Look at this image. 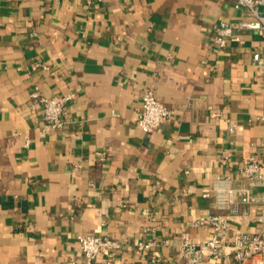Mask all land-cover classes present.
Segmentation results:
<instances>
[{"label":"crops","instance_id":"crops-1","mask_svg":"<svg viewBox=\"0 0 264 264\" xmlns=\"http://www.w3.org/2000/svg\"><path fill=\"white\" fill-rule=\"evenodd\" d=\"M233 3L0 0V264H85L78 234L121 241L111 264H187L181 234L205 240L189 223L223 211L217 177L264 191L239 171L264 162V36L235 30L213 51L215 25L244 17ZM34 86L74 92L60 128L41 132ZM145 89L173 110L149 133ZM260 226L241 218L229 237Z\"/></svg>","mask_w":264,"mask_h":264},{"label":"built area","instance_id":"built-area-1","mask_svg":"<svg viewBox=\"0 0 264 264\" xmlns=\"http://www.w3.org/2000/svg\"><path fill=\"white\" fill-rule=\"evenodd\" d=\"M233 6L241 10L244 17L237 21L221 20L215 25V52L223 48L227 40H238L234 36L235 30H252L264 36V0H234ZM252 61L257 71L264 72V56L254 53ZM74 95V92L67 91L47 96L38 86H34L29 97L31 106L41 109V132L46 133L63 125L65 106ZM172 114L173 110L160 101L151 89H145L135 123L141 131L149 133ZM24 144L27 146L29 140L26 139ZM262 150L264 152V147ZM239 171L250 184L264 186V162L255 153L239 165ZM211 190L215 191L218 207L223 211L189 223L191 227H202L209 231L205 240L195 241L186 231L181 234L178 250L187 264H200L204 255L220 259L224 264H264V191L256 193L247 186H233L228 179L220 177L216 178ZM203 196L209 197L210 192H205ZM251 207L258 209L259 213L253 215ZM241 218L258 222L261 226L254 232L235 229L229 237L233 223ZM77 241L85 264H96L99 255L106 258V264H111L113 253L122 247L121 241L108 236L78 234ZM155 245L154 240L137 243L140 250H151Z\"/></svg>","mask_w":264,"mask_h":264}]
</instances>
